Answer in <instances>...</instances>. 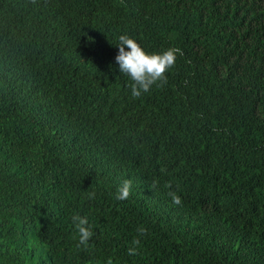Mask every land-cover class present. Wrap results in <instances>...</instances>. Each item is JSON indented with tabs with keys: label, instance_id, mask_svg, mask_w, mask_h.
Listing matches in <instances>:
<instances>
[{
	"label": "trees",
	"instance_id": "obj_1",
	"mask_svg": "<svg viewBox=\"0 0 264 264\" xmlns=\"http://www.w3.org/2000/svg\"><path fill=\"white\" fill-rule=\"evenodd\" d=\"M121 34L167 83L131 97ZM109 261L264 264V0H0V264Z\"/></svg>",
	"mask_w": 264,
	"mask_h": 264
},
{
	"label": "clouds",
	"instance_id": "obj_2",
	"mask_svg": "<svg viewBox=\"0 0 264 264\" xmlns=\"http://www.w3.org/2000/svg\"><path fill=\"white\" fill-rule=\"evenodd\" d=\"M116 47L118 48V54L115 56V61L119 66L120 74H124L131 81L129 87L133 99L141 97L154 85L159 87L167 83L165 73L175 65L177 54L181 52L179 48H168L160 53H148L128 34L118 36ZM131 185L132 181L130 179L123 180L117 188L115 198L120 201L128 199ZM155 186L156 183L153 181L152 187ZM166 187L171 189V183L169 182ZM167 195L171 198L173 204H181V198L176 192L169 190ZM94 196L95 193L89 194V198H94ZM71 221L78 236L77 247L86 246L94 235L87 216H81L78 213L73 214ZM146 233L147 230L143 226L137 228V237L131 241L133 246L127 250L129 256L136 255L141 242L140 237L146 235ZM108 264H111V261Z\"/></svg>",
	"mask_w": 264,
	"mask_h": 264
}]
</instances>
